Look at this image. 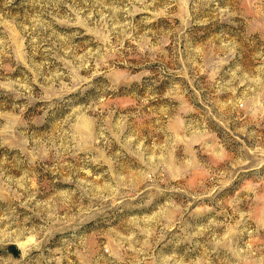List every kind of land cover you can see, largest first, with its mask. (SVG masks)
<instances>
[{
	"label": "rangeland",
	"instance_id": "obj_1",
	"mask_svg": "<svg viewBox=\"0 0 264 264\" xmlns=\"http://www.w3.org/2000/svg\"><path fill=\"white\" fill-rule=\"evenodd\" d=\"M0 264H264V0H0Z\"/></svg>",
	"mask_w": 264,
	"mask_h": 264
}]
</instances>
